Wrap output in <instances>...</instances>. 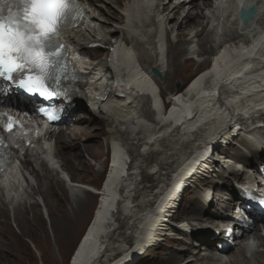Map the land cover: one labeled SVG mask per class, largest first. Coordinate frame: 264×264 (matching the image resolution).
<instances>
[{
  "label": "bare ground",
  "instance_id": "bare-ground-1",
  "mask_svg": "<svg viewBox=\"0 0 264 264\" xmlns=\"http://www.w3.org/2000/svg\"><path fill=\"white\" fill-rule=\"evenodd\" d=\"M81 1L86 22L68 31L65 41L74 47L90 41L106 47L88 49L99 61L82 68L93 69L91 72L95 74L103 69L113 74L108 68L111 64L123 83L110 89L103 87L100 79L88 84L85 90L66 100V114H70L68 125L59 132L46 133L45 147H53L58 164L62 157L72 177L87 179L90 183L98 180L82 175L90 169L83 154L96 160L97 151L105 147H110L111 151L112 165H108L101 187L97 189L98 200L92 217L68 264H111L119 256L113 264L132 263L151 253L165 237H189L192 227L184 221L175 223L180 210H192L189 219L201 220L202 215L213 219L212 227L194 234L200 240L196 241L198 245L201 241L206 244L195 249L193 252L197 255L189 257L188 260L194 259L186 264H264V252L257 249L264 241L259 225L264 228V216L255 218L258 216L255 208L244 200V194L253 196L255 186L259 190L264 180V48L249 56L239 47L228 44L217 59L215 75L204 82L207 85L212 79L216 96L214 91L200 90L194 91L188 99L180 95L189 81L204 70L194 74L195 70L191 69L194 55L214 52L220 18L223 19L222 40L234 42L242 35L233 17L236 0H221L223 8L219 10L213 7L212 0H201L202 6L197 0ZM249 2L255 5V17L244 29L260 27L264 30V0ZM208 14L214 16V20L208 18ZM198 25L201 28L193 30ZM172 35L175 39H171ZM193 43L195 48L191 47ZM204 64L208 66V61L199 66ZM152 68L162 69V81L151 73ZM108 76L107 80L112 79ZM175 81L180 85L175 87ZM165 91L179 96V100L174 99L176 104L163 99ZM23 143L13 138L11 144L18 148H12V152L16 157L26 158L25 165H32L37 187L28 185L19 190L16 186L15 200L7 196L0 184V202L4 205L0 216L5 217L7 203L14 202L13 209L18 203L14 214L17 225L34 226L45 236L40 202L34 195L41 196L50 223L54 214L61 223L70 222L71 214L74 216L76 211L90 206L94 195L70 179V187L75 191L71 197L63 179L54 174L45 161L39 163L43 172L33 166L34 161L42 159L43 144L31 140L35 147L30 148ZM232 143L242 149L228 150ZM218 151L225 155L224 159L223 155L215 156ZM129 156L137 161L126 167ZM259 161L263 163L261 166ZM15 166L14 162L10 165L2 177L4 181L13 177ZM214 170L227 173L229 177L224 176L215 183ZM147 180H158L162 184H147L144 182ZM170 187L172 191L168 192ZM191 188L200 193L196 206H191L195 201L181 205L182 195ZM238 196H242L239 205L250 207L248 211L242 210L255 221L246 228L242 226L246 220L239 219L245 213L239 214L238 207L232 209L235 213L232 220L225 221L227 211ZM209 201L214 202V209L209 208ZM228 222L241 232L227 231ZM1 229L0 257L10 249L7 244L15 240L7 223ZM212 236L214 239H210ZM251 237L253 242L248 241ZM213 245H216L214 250ZM185 250L189 251L190 247L186 246ZM182 253L183 259L185 252ZM173 258L170 264L182 261L179 255Z\"/></svg>",
  "mask_w": 264,
  "mask_h": 264
},
{
  "label": "rangeland",
  "instance_id": "rangeland-1",
  "mask_svg": "<svg viewBox=\"0 0 264 264\" xmlns=\"http://www.w3.org/2000/svg\"><path fill=\"white\" fill-rule=\"evenodd\" d=\"M201 0H197V3L202 6ZM185 11L188 9V4L185 2ZM206 20L203 21V24L205 23ZM201 26H195V29H199ZM220 37V36H219ZM171 39H174V36H171ZM196 47V44H191V47ZM194 47V48H195ZM209 54V53H208ZM208 54H203V55H194V60H193V65L191 67L192 70H195V73H198L199 71L203 70L207 64H204L203 66H199L200 63L203 61H206V56ZM102 56V55H101ZM196 56V57H195ZM161 80L163 79V74L164 72L161 69ZM175 87L180 85L179 81H175L173 84ZM182 87V86H181ZM68 124H64L61 128L66 127ZM237 123L235 124V126ZM264 140V139H263ZM80 144H82V141H80ZM239 144L232 143L231 146H229L227 149L233 151L234 148H239L242 149V147L238 146ZM231 147V148H230ZM98 154V159L94 160L91 157L88 156V154L84 153L83 154V159L86 160L88 165L90 166V169L84 172L82 175H87L89 178H97V183H90L87 181V179H79V177H72L71 173L69 170L65 168L64 163L62 162V157L59 158L60 163V171L54 169V174H57L59 177L63 179L64 185L67 186L66 188L69 190V194L72 197L73 192L72 191V186L67 183L64 178L71 179L73 181L78 182L79 184H82L85 188L89 187L92 188L94 187L95 189H98L101 187V184L103 182L104 176L108 170V163L110 162V147H105L99 151L96 152ZM132 156L126 157L127 164L132 165V162L137 161L135 158H131ZM263 163L259 161V166H261ZM129 165V167H130ZM218 168V167H216ZM256 168V167H255ZM37 169L40 172H43L41 164L37 166ZM29 172V170H27ZM214 175L212 176L213 182L216 183L215 180L221 179L223 180L224 176L229 175L227 173H222L218 170L213 171ZM30 174V172H29ZM244 175L241 174V177ZM31 180H27L24 182V187H27L28 185H31L33 187H37V179L34 174H30ZM240 180V176H239ZM238 180V181H239ZM242 180V178H241ZM70 181V180H69ZM147 184L153 183L154 185H160L162 184L160 181H144ZM46 183V182H44ZM218 183V182H217ZM234 183V181H233ZM46 185V184H45ZM158 185V186H159ZM91 186V187H90ZM206 186V184H204ZM166 187V186H165ZM232 188L229 186V189ZM192 190L187 191V193L183 194L180 200L181 205L186 206L187 203H191V201H195L194 203H191V206L194 207L197 204V196L200 194L199 192L195 191V189L191 188ZM93 195L94 198L91 200L90 206L81 209L80 211H76L75 215L73 216L71 214V220L68 223H61L59 219H56L55 214L53 215V221L50 223L49 217L46 212V208L43 205L42 198L39 194L34 195V198L40 202V209L42 213V218L44 221V226H45V236L44 234L40 231L39 228H35L34 226H29L28 228L20 227L17 225V221L15 220V208L18 206V203L14 206V202L12 204L7 203V208H6V214L5 217L0 216V236H2V229L3 225L7 223L9 230L13 232V236L15 240H13L12 243L7 244L8 248L7 251L4 252L3 256L0 257V264H68L70 261V257L72 256V253L74 249L76 248L78 241L80 237L82 236L86 226L88 225L91 217H92V212L94 210V207L96 205V202L98 200L97 193L93 192V190L88 189ZM224 192V191H223ZM81 194V193H80ZM213 194H215V191H213ZM214 198V197H212ZM238 197L235 198L234 204L230 210L227 211V217L225 218V221L232 220V215L235 213L233 212L232 209H234V205L236 207L237 202H238ZM12 205V206H11ZM0 209L4 207V205L0 202ZM156 206V204H155ZM211 206V207H210ZM209 208L214 209V202L209 201ZM67 211L69 212L70 209L68 207ZM15 214V215H14ZM193 212L192 210H180L178 211L177 218L175 220L176 224H179V221H184L185 224H189V226L192 227V231L188 232L189 237H165L164 240L158 245L155 246L152 250L151 253L148 252L146 255L138 259L136 262L128 263L127 264H170L172 262L173 255H179L180 258L182 259L183 253L185 252V255L180 262V260H177L176 263L173 264H186L188 261H193L188 260L189 257L196 256L197 253L193 252L195 249L197 250L198 247L203 246L206 244V242L201 241V245H198V242L200 240L198 238H195L194 234H196L199 231L206 230L210 227H212L213 224V219H209L206 216L202 215L200 219H189L188 216L192 215ZM229 228L233 231V233H236L238 228L233 227V224L228 223ZM31 227V229H30ZM23 228V229H22ZM24 230V231H23ZM262 234L264 235V232L261 231ZM29 233V234H28ZM43 235V236H42ZM30 236V237H29ZM45 238V239H44ZM212 239V238H210ZM229 244L233 240L231 237L229 239ZM196 242V243H195ZM133 243V242H129ZM189 246L190 250L186 251L185 247ZM216 247V245H213V250ZM135 246L131 250H133ZM203 250H201L202 252ZM119 257H116L111 264H113L115 261H117Z\"/></svg>",
  "mask_w": 264,
  "mask_h": 264
},
{
  "label": "snow or ice",
  "instance_id": "snow-or-ice-1",
  "mask_svg": "<svg viewBox=\"0 0 264 264\" xmlns=\"http://www.w3.org/2000/svg\"><path fill=\"white\" fill-rule=\"evenodd\" d=\"M249 7L252 5L241 4V15ZM82 14L78 0H0V78L30 96L68 99L69 89L62 88L61 83L77 76L69 72L66 46L59 37L69 25L81 23ZM213 70H217L216 65ZM63 111L39 109L49 122L60 120ZM6 119L3 130L12 133L19 122L10 115ZM3 171L0 161V173ZM258 203L264 205V198Z\"/></svg>",
  "mask_w": 264,
  "mask_h": 264
},
{
  "label": "water",
  "instance_id": "water-1",
  "mask_svg": "<svg viewBox=\"0 0 264 264\" xmlns=\"http://www.w3.org/2000/svg\"><path fill=\"white\" fill-rule=\"evenodd\" d=\"M240 15H241V11H240ZM253 15V9L249 8L248 10H246L244 12L243 15H241V17L243 18L244 21H247L248 19H250ZM153 72L157 73L159 75V73L157 72V70H153Z\"/></svg>",
  "mask_w": 264,
  "mask_h": 264
}]
</instances>
